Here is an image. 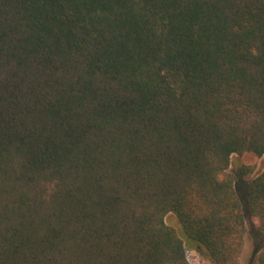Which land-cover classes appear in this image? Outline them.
Masks as SVG:
<instances>
[{
    "label": "trees",
    "instance_id": "1",
    "mask_svg": "<svg viewBox=\"0 0 264 264\" xmlns=\"http://www.w3.org/2000/svg\"><path fill=\"white\" fill-rule=\"evenodd\" d=\"M233 154L264 156V0H0V264H192L168 213L241 264Z\"/></svg>",
    "mask_w": 264,
    "mask_h": 264
},
{
    "label": "rangeland",
    "instance_id": "2",
    "mask_svg": "<svg viewBox=\"0 0 264 264\" xmlns=\"http://www.w3.org/2000/svg\"><path fill=\"white\" fill-rule=\"evenodd\" d=\"M256 163V171L254 174H251L250 176H242L239 172V168L244 163ZM264 169V156L259 158L258 160H255L252 155L246 154V155H238L233 154L231 158V164L229 167V171L234 173L237 177V187L241 194H244L245 187L249 183V181L253 178V176L259 172H261ZM248 192H249V186L247 191V198L244 200L242 196L239 194V198L244 210V215L246 217V237H245V243L244 248L242 250L241 256H240V263L241 264H251V257L252 252L255 248V241L257 240L256 245H264L262 244V240L264 238L255 237V230H256V224L255 220L250 214L249 211V198H248ZM244 198L246 195H243ZM166 222L173 226L179 234L184 238L186 248L188 251L189 259L192 264H217L214 262L206 252V250L201 246V244L191 238H189L183 228L182 225L178 219V217L174 213H168L165 217Z\"/></svg>",
    "mask_w": 264,
    "mask_h": 264
}]
</instances>
